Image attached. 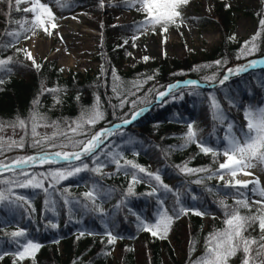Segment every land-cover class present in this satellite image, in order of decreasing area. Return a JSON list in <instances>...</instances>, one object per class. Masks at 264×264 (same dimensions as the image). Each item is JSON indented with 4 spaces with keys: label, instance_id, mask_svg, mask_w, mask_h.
<instances>
[{
    "label": "snow or ice",
    "instance_id": "6c2138e0",
    "mask_svg": "<svg viewBox=\"0 0 264 264\" xmlns=\"http://www.w3.org/2000/svg\"><path fill=\"white\" fill-rule=\"evenodd\" d=\"M56 4L63 8L66 0H55ZM192 0H125V4L129 8H135L137 12L143 13L144 19L134 25L135 31L140 35L147 33L149 30L155 32L157 27L161 33H167L169 26L177 28L185 23V10L191 6ZM21 4L30 6L20 8ZM101 7L104 6L101 0ZM12 7V0H9V8ZM226 8H231V4H226ZM16 11L31 13L32 20L16 21L19 25L18 30L6 31L5 35L11 37L7 42L0 41V48L14 49V55L0 57V73L9 75L12 72V65L17 61L14 56L23 53L25 61L30 62V67L39 72L43 65L38 63L33 53L27 48L17 47L21 38L31 39L28 33L35 35L37 30L43 31L51 36L58 25L56 16L48 3L42 0H15ZM10 15V13H9ZM259 30L250 40L241 45L236 59L253 56L258 51L257 39L264 35V14H260ZM28 25L27 27L25 25ZM138 35L132 36L133 47ZM236 35L228 36L229 41H235ZM128 40L123 41V45L128 44ZM166 42V41H165ZM119 45L118 47H122ZM131 55V53H128ZM150 59L144 56L143 60L147 62ZM228 64L226 58L214 60L210 64L197 65L194 71L215 66L217 71L211 75H206L199 80H184L175 83H169L166 86L160 85L159 88L153 86L149 88L143 96L138 95L144 85L149 81L156 79L159 70L152 75H146L143 79L131 81V87L127 91L121 92L116 87L115 82L120 78L116 70L112 69L114 85L112 88L117 104H111L113 121L109 122V126L102 127L96 131L97 124L105 119V112L101 108L100 98L96 97L95 102L90 108L82 109L79 116L71 121L50 120L47 114L39 111L40 96L46 92L53 94L54 105L62 103L59 93L60 88H46L41 83L39 94L32 100V108L27 117L17 116L15 120L7 123L0 122V132L6 127L12 129L19 128L23 135L19 139L8 138L7 140L0 136V156L5 152L19 150L25 151L27 148L34 150L32 154L16 155L7 159H0V206L6 207L10 212L23 210L29 215L34 212L31 202L26 195L18 193L17 189H33L42 190L46 194L44 201L45 209L53 211L55 214L56 200L51 199L52 193L57 191L58 186L63 181L77 177L81 173L91 172L96 176L109 178L114 174L123 173L125 177H130L128 186L123 193L121 199L114 208L118 211L121 206L127 208L128 212L135 217L136 227L138 231L150 233L154 238L166 239L172 228L173 223L183 216L195 215L205 217L211 215L210 211L198 203L186 204L184 197L190 192V189L182 190L181 187H172L164 183L160 170L155 172L149 171L146 167L136 163L132 159H128L125 153L129 148L132 149V155L138 156L136 151L137 145L142 142L128 136L124 139L126 133L124 129L132 124L142 115L150 110V106L155 102L165 103L176 100H183L185 90L188 95H200V89L203 87H211L215 89L218 85L224 86L232 76H239L250 69H255L264 65V58L252 59L243 65L235 67H227L226 71L220 76V70ZM63 71V69H60ZM103 71V68H102ZM176 75V73H173ZM218 82V85H217ZM5 79L0 76V91H3ZM162 89V90H161ZM130 97H135L130 99ZM229 105L236 107V100L226 94ZM79 97L77 96V100ZM207 99L212 109L213 121H219L226 124V131L223 143L213 146L207 140L199 135V130L195 126V121L186 122V132L181 139L183 144L180 147H187L195 144L201 153L211 155L213 165L218 167H198L192 168L185 162L183 165L175 167L184 176H197L198 178L191 181L197 185H205L206 191L215 194H224L225 197L231 196L233 204L229 205L225 198L215 200L218 206L223 210L224 225L221 230L211 232L205 238L204 255L195 260H189V264H229L232 257L241 254V264H264V185L261 184L259 176H255L251 169L257 164L264 165V106L244 108V119L246 125L238 130V134L234 131L232 122H228L223 107L217 100L214 93H209ZM142 105V106H141ZM125 107H129L127 112H123ZM123 112V115L117 113ZM40 128H51V134H41ZM121 139V143H117L116 138ZM222 157V161L221 158ZM114 166L115 173H105L104 169ZM43 169L37 171V169ZM7 173L6 177L4 174ZM253 177L252 179L242 180L239 176ZM230 177L226 179L225 177ZM147 178L151 190L144 195L156 198V208L153 213L154 219L150 220L141 213L133 211L128 207L130 197H135V185L144 182ZM216 180L217 185L208 187L206 182ZM251 186V187H250ZM51 190V191H50ZM114 189L105 188L99 182H94L88 191L83 193L86 203L82 207L86 211H93L98 214L103 224V233H97L87 228L81 229L76 239L87 236L102 235L106 238L107 246H114L116 242L125 237L119 233H115L109 226V213H106L97 201H103L110 196ZM171 194L174 203L169 209L165 202L168 198L167 194ZM249 193L251 195H249ZM63 198V204L69 206V220L72 218L73 203L69 199V190L64 188L59 193ZM199 197L195 194L191 195V200L199 201ZM76 203H80L77 201ZM241 209H246L249 214L242 215ZM214 218V217H213ZM81 221H77L80 223ZM7 221L0 219V231H4ZM258 225L259 236L246 235L249 228ZM48 226L53 229L59 227L58 223L52 220L48 221ZM6 237H10V241L16 245L12 252L0 251V261L6 256H13L12 264H23L25 260H31L32 264H36V254L41 249V243L30 238L28 229L16 227L15 230L4 231ZM105 242L104 239L101 241ZM59 243V240L54 241ZM131 251V249H126ZM195 250L194 242L190 245V253ZM110 253H105L109 255ZM76 264V261L73 262Z\"/></svg>",
    "mask_w": 264,
    "mask_h": 264
},
{
    "label": "trees",
    "instance_id": "16d2710c",
    "mask_svg": "<svg viewBox=\"0 0 264 264\" xmlns=\"http://www.w3.org/2000/svg\"><path fill=\"white\" fill-rule=\"evenodd\" d=\"M50 1L56 4L55 0ZM70 1L66 0V3ZM116 1L120 4L124 2V0ZM229 2L230 0H212L213 5L212 11L209 13V22L218 24L222 37L220 42L212 49L203 51L202 60H199L197 56L189 57L188 55L182 60H172L168 56H164L162 59L148 60L147 62L141 59L140 62L125 70L121 65L128 59V51L124 47H118L119 45L108 42L106 36L112 32L109 27L106 29H110V32H107V30L104 32L105 39L97 57L100 60V66L96 71L88 70L81 73L74 70L66 73L64 69L60 71L62 68L56 61L49 62L41 59L38 63H41L43 67L37 72L25 61L23 53L14 56V60L17 62L11 66L13 69L11 74L0 73V76L5 79L3 91H0V122L13 121L17 116L27 117L32 108V100L39 94L43 82L46 88L58 87L61 89L59 96L62 103L59 105H54L53 94L51 93L46 92L40 96L39 111L47 114L50 120H74L79 116L82 109L90 108L96 97L99 96L101 108L105 112V119L97 124L95 130L98 131L102 127L109 126V122H119L113 121L110 106V102L111 104L119 102L112 91L114 85L113 68L120 78L115 84L121 92L127 91L131 87V81L143 79L146 75H152L156 70H159L156 79L145 84L141 92L138 93V95L143 96L153 86L157 88L160 85L166 86L177 80H184L186 76L193 79L198 78L204 82L202 79L204 76L217 71L215 66L194 71L193 69L197 65L210 64L214 60L226 58L228 64L220 70V76L222 77L227 67L263 56L264 35L258 37L257 44L259 47L257 53L239 60L236 59V55L245 41L238 38V36H236L235 41H229L227 38L232 34L236 35V12L239 11L245 16H251L259 21L261 17L258 13L264 14V8H260L258 12L248 7H239L237 4L231 5V8H226L225 5ZM20 8H24L23 4L20 5ZM25 14L22 10L16 11L15 0H12L11 9L9 8V0H0V41L7 42L11 39V37L5 35L6 31L18 30L19 25L16 21H20ZM19 44L17 47H20ZM8 55H14V49L0 48V57ZM173 73H176V75H173ZM263 83L264 69H261L250 71V73L239 75V77H233L224 86L218 85L215 89L201 88L199 90L200 95H188L187 90H185L183 100H169L159 104L154 102L150 106V110L135 121L134 125L124 129L126 133L124 139L131 136L142 142L135 149L139 152V155L133 156L132 149L129 148L125 153L126 158L134 160L149 171L155 172L159 169L164 183L172 187H181L182 190L190 189V192L184 197L185 203H198L199 206L208 209L211 213V215L205 216L208 221L204 217L201 218L195 215L183 216L174 222L172 231L175 236L170 237L169 233L166 239L154 238L148 232L137 230L135 217L128 212L127 208L121 206L118 211L114 208L123 199V193L127 189L130 177H125L123 173H119L112 175L110 178L107 175L102 178L91 172H84L77 177L63 181L58 186L57 191L52 193L51 199L56 200L55 214L50 209L46 211L44 205L46 194L42 190L17 189L18 193L29 198L35 211L29 215L23 210L10 212L6 207L0 206V219L8 222L4 231L11 232L16 227L28 229L30 238L42 245L36 254V264H73L74 261H76V264H189L190 258L195 260L204 255L205 238L209 233L225 227L223 223L225 217L223 210L217 203H214L219 197L215 194V188L213 193H209L206 191L205 185L191 183V181L198 178L197 176H184L175 167L178 164L183 165L185 162L192 168L218 167V164L213 165L212 156L201 153L195 144L180 147L183 144L181 137L186 132V122L195 121L199 135L207 140L209 144L213 146L218 143L222 144L226 124L213 121L212 109L207 99L208 94H215L228 119L239 117V119L245 121L244 108L248 107L245 93L253 88L259 92V96H264ZM226 94L235 98L236 107L229 105ZM77 96L79 97L78 100ZM134 98L130 97V99ZM128 110L129 107H125L123 112ZM123 112L118 111L117 114L123 115ZM244 124L246 125V121ZM135 125L137 129L134 127ZM52 131L53 129L49 128L40 132L41 134H51ZM20 136L11 138L19 139ZM4 138L8 139L7 137ZM116 140L117 143L122 142L119 137ZM33 152L34 150L31 148H27L23 152L14 150L5 152L3 156H0V159H3L7 154L27 155ZM220 159L222 161V157ZM110 167L113 168L111 173H115V167ZM40 170L43 169H37V171ZM170 180L173 183H169ZM94 182H99L105 188L114 189L110 196L105 197L103 201H97L104 211L110 214L109 226L115 233L125 237L118 240L114 246H107L106 238L102 235H85L79 240L76 239L79 230L84 228L97 233H103L104 231L98 214L93 211H86L82 207L83 203L87 202L83 193L88 191ZM206 184L208 187H213L218 182L212 180L207 181ZM64 188L69 190V199L73 201L70 205L72 208L71 220H69V206L63 204V198L59 194ZM150 190L151 187L147 181L136 184V196L129 198L128 207L152 220L154 219L156 198L144 195ZM193 194L200 198L198 202L191 200ZM167 195L168 198L165 204L171 209L174 198L170 193ZM222 195L224 196L223 193L220 194V196ZM249 195L251 194L249 193ZM227 198V203L232 205V197L229 195ZM77 201L80 203H76ZM241 214L247 215L249 213L246 209H241ZM182 218L186 220L185 224ZM49 220L58 223L59 227L53 229L48 226ZM77 221L81 222L77 223ZM4 231H0V251L12 252L15 250L16 245L10 241V237L4 235ZM246 235L258 237V225L249 228ZM102 239L105 240L104 243L101 242ZM56 240H59V243H54ZM193 242L195 250L190 253V245ZM116 247L119 249L121 260H117L112 254ZM126 249H131V251ZM105 253L110 254L105 255ZM13 259L14 257L11 255L6 256L0 261V264H12ZM26 262L32 264L31 260H26ZM232 264H241L240 253L237 254L236 260Z\"/></svg>",
    "mask_w": 264,
    "mask_h": 264
},
{
    "label": "rangeland",
    "instance_id": "374dc122",
    "mask_svg": "<svg viewBox=\"0 0 264 264\" xmlns=\"http://www.w3.org/2000/svg\"><path fill=\"white\" fill-rule=\"evenodd\" d=\"M42 2L48 3L52 8L58 27L55 30H51L53 32L51 36L40 30H37L35 35L28 33L31 39L25 40L21 38L19 45L21 48L29 49L30 45L33 44V48H31L33 50L30 51L33 53L37 62L41 59L49 62L56 61L66 73L74 70L85 73L88 70L96 71L99 68L100 60L97 57L100 53L102 42L105 39V30L110 32V29H106L108 27L112 29V32L106 36L110 44L123 45L125 39L129 41L127 45L122 46L128 53H131L128 59L121 65L125 70L140 62L144 56L150 57V61L162 59L164 56H168L172 60H182L187 55L189 57L197 56L199 60H202L203 51L205 49H212L220 42L222 37V32H220L218 24L209 22V13L212 11L213 5L212 0H192L191 6L185 10V23L183 26L179 28L169 26L167 33H161L159 27H157L155 32L149 30L143 35L137 33L134 28L137 22L144 19L143 13L137 12L135 8L127 7L125 0L122 4L116 0H103V7L100 6L101 0H71L63 8L57 6L50 0H42ZM229 4L232 6L237 4L239 7L244 8L248 7L255 12H258L260 8H264V0H230ZM27 6L30 5L23 4V7ZM25 20L30 23L32 14L26 13L20 21ZM235 20L236 36L243 41L250 40L259 30V21L251 16L247 17L238 11L236 12ZM25 26L27 27L28 25L26 24ZM133 35H138L139 37L134 42L135 47H133ZM28 63L30 65V62ZM189 79L192 78L186 76L184 80ZM258 93L253 88L245 93L248 106H264V96L262 95L261 97ZM228 122L233 123V130L237 134L238 130L245 126V121L239 119V117L230 118ZM134 127L137 129L136 125ZM48 129L40 128L39 130L44 131ZM224 130L226 131V126ZM22 133L19 128L14 130L11 127H6L0 132V136L11 138L20 136ZM13 155L16 156L19 154H7L3 159L10 158ZM112 170L113 168L110 166L105 168L106 173H111ZM250 171H256L258 173V175L255 173L254 175L260 177L261 184L263 185L264 165L257 164ZM7 175L9 174H4L5 177ZM225 178L230 179L227 176ZM238 178L242 180L252 179V177L242 175ZM144 181L148 182L147 178ZM169 183H173V181L170 180ZM221 198H225L226 202L228 200L227 197L219 195L218 199ZM204 219L208 221L207 217H204ZM182 220L185 224L186 220L184 218ZM172 228L169 232L170 237L175 236ZM112 254L117 260H121L117 247ZM235 260L236 256L232 257L229 260V264H232ZM24 264H27L26 260Z\"/></svg>",
    "mask_w": 264,
    "mask_h": 264
},
{
    "label": "bare ground",
    "instance_id": "6f19581e",
    "mask_svg": "<svg viewBox=\"0 0 264 264\" xmlns=\"http://www.w3.org/2000/svg\"><path fill=\"white\" fill-rule=\"evenodd\" d=\"M78 16V15H77ZM79 19V18H78ZM31 48H33V44H31L30 45V47H29V50H33V49H31ZM252 60V59H251ZM246 63H248V61L247 62H245V63H242V64H239V65H243V64H246ZM253 173H255L256 175H258V173L256 172V171H254ZM253 178V177H252ZM264 185V184H263Z\"/></svg>",
    "mask_w": 264,
    "mask_h": 264
}]
</instances>
